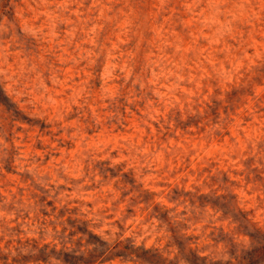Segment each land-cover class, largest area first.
<instances>
[{
    "label": "rangeland",
    "instance_id": "obj_1",
    "mask_svg": "<svg viewBox=\"0 0 264 264\" xmlns=\"http://www.w3.org/2000/svg\"><path fill=\"white\" fill-rule=\"evenodd\" d=\"M0 264H264V0H0Z\"/></svg>",
    "mask_w": 264,
    "mask_h": 264
}]
</instances>
